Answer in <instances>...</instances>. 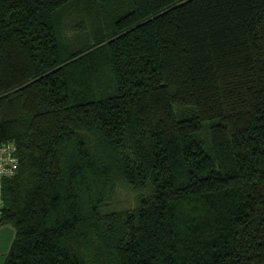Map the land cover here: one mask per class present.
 I'll return each instance as SVG.
<instances>
[{
  "label": "trees",
  "instance_id": "1",
  "mask_svg": "<svg viewBox=\"0 0 264 264\" xmlns=\"http://www.w3.org/2000/svg\"><path fill=\"white\" fill-rule=\"evenodd\" d=\"M11 142L4 264H264V0H0Z\"/></svg>",
  "mask_w": 264,
  "mask_h": 264
},
{
  "label": "built area",
  "instance_id": "2",
  "mask_svg": "<svg viewBox=\"0 0 264 264\" xmlns=\"http://www.w3.org/2000/svg\"><path fill=\"white\" fill-rule=\"evenodd\" d=\"M17 152L18 147L12 142L0 146V217L3 209V180L15 173L19 162Z\"/></svg>",
  "mask_w": 264,
  "mask_h": 264
},
{
  "label": "rangeland",
  "instance_id": "3",
  "mask_svg": "<svg viewBox=\"0 0 264 264\" xmlns=\"http://www.w3.org/2000/svg\"><path fill=\"white\" fill-rule=\"evenodd\" d=\"M117 197V198H116ZM114 197L115 199L112 200V204H114L116 207L119 206V203L125 202V206L131 207L133 203L131 197V194L127 193L124 188H119L118 193ZM15 236V230L14 227L10 224H3L0 225V264H3L4 258L6 255H4V252L6 254L8 253V250L12 244V241Z\"/></svg>",
  "mask_w": 264,
  "mask_h": 264
},
{
  "label": "crops",
  "instance_id": "4",
  "mask_svg": "<svg viewBox=\"0 0 264 264\" xmlns=\"http://www.w3.org/2000/svg\"><path fill=\"white\" fill-rule=\"evenodd\" d=\"M4 255H6V252H4ZM4 261H5V258H4ZM4 261H3V264H4Z\"/></svg>",
  "mask_w": 264,
  "mask_h": 264
}]
</instances>
